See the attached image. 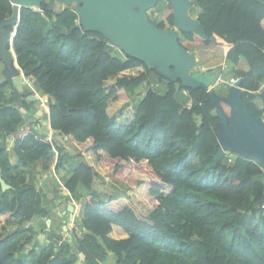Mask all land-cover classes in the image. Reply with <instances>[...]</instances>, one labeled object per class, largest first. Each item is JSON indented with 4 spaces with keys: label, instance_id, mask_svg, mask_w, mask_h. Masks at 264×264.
<instances>
[{
    "label": "trees",
    "instance_id": "trees-1",
    "mask_svg": "<svg viewBox=\"0 0 264 264\" xmlns=\"http://www.w3.org/2000/svg\"><path fill=\"white\" fill-rule=\"evenodd\" d=\"M193 1L198 13L192 14L208 35L229 48L227 62L249 65L235 76L250 110L264 116L256 102L264 84V0ZM12 14L11 1L0 0V21ZM173 21L168 8L157 25L170 29ZM13 37L23 73L48 97V119L59 139L47 141L33 108L28 111L33 102L11 97L0 80V173L12 186L4 192L0 184V264H27L28 254H36L28 246L35 231L27 224L46 218L50 209L35 179L67 165L62 182L73 200H83L81 188L88 192L81 228L87 233L72 239L88 264H99L106 249L117 264H264V170L256 159L228 160L207 89L181 88L175 96L174 83L163 82L102 33L86 31L73 7H23ZM179 41L190 52L213 43L193 32H183ZM153 78L165 90L144 92L130 122L111 115L120 92L134 96ZM110 79L116 83L108 88ZM102 177L126 185L125 195L104 199L94 187ZM65 239H52L33 264H76L80 256H69L71 239Z\"/></svg>",
    "mask_w": 264,
    "mask_h": 264
},
{
    "label": "water",
    "instance_id": "water-1",
    "mask_svg": "<svg viewBox=\"0 0 264 264\" xmlns=\"http://www.w3.org/2000/svg\"><path fill=\"white\" fill-rule=\"evenodd\" d=\"M13 14L0 21V79L8 81L10 88L19 96L25 90V79L13 59L11 45H14L13 33L21 21L23 7L55 9L58 1L72 6L79 16V22L86 31L102 33L125 55L145 62L157 77L166 84L174 83L175 96L181 88L203 87L209 91L211 104L219 117V145L246 158L256 159L264 165V116H256L249 104L242 98L244 89L241 79L230 86L227 95L214 92L218 85V70L192 71L198 64L195 53L188 51L179 41V31L193 32L196 35L217 43L215 36H209L206 27L190 10L192 0H165L173 9V29H164L154 23L149 11L160 0H10ZM8 26H13L9 33ZM15 51V49H14ZM16 54V53H15ZM7 70L4 72L5 66ZM264 103V91L260 94ZM36 102L37 96L30 95ZM230 107L227 114L224 105ZM264 112V106H263ZM0 184L5 192L12 188L0 173ZM264 202V199H263ZM68 211L73 213L74 204L69 203ZM41 235H34L28 245L32 247ZM84 255L81 254V258Z\"/></svg>",
    "mask_w": 264,
    "mask_h": 264
},
{
    "label": "rangeland",
    "instance_id": "rangeland-1",
    "mask_svg": "<svg viewBox=\"0 0 264 264\" xmlns=\"http://www.w3.org/2000/svg\"><path fill=\"white\" fill-rule=\"evenodd\" d=\"M192 2L194 4L193 0H192ZM74 5L75 4H73L72 6H68V5L58 1L57 4H56V8L53 9V10H55V12H60V11H62L64 9H66L67 7H74ZM168 8H169V3L167 1H165V0H160L155 5V7L149 11L150 19L154 23L157 24L158 21L160 20V17L162 16V13H164V11H166ZM34 9L37 10V11H41L38 8H34ZM190 13L191 14L192 13H194V14L198 13V8L194 5L193 8L190 10ZM193 16L196 17V15H193ZM8 32H9V30H8ZM179 35H180V37H182L183 32L179 31ZM222 47L223 46H221V49H224V47L223 48ZM215 48L218 49L219 45L214 43V42L211 43V45L209 47L199 48L198 51L195 52L198 64L192 71H201V70H204V69H206L208 67H212V66L216 65V63H218L219 61H222L223 59H222L221 55L214 56V51L213 50H215ZM204 64H205V66H203ZM245 65L248 66V64L246 62H245ZM218 68H220V70L224 69L223 67L222 68L218 67ZM225 69H226V71H225L226 73H225V75H223V78L225 80L229 79L230 76L237 74V71L234 70V67L230 63H228V65H227V67ZM136 72L137 71L135 70V73ZM153 81H154V83L152 85L140 87L136 91L134 96H133V94L131 95V94H127L125 92H120L119 101L117 103L114 102V103L111 104V110H110L111 115L116 114L118 116L119 122H121V123L130 122V120H132L134 118L136 105L140 102V98L144 95V92H146L149 88H152V87H154V88L160 87V89L165 90V86L162 83H156V78L155 79L153 78ZM115 83H116L115 79H110L109 81L106 82V87L110 88ZM231 85H233V83ZM24 86H25V90L30 95L35 96L36 93L38 95H40L36 91V89L34 88V86L32 84H31V86L29 84H25ZM229 89H230V85H228L226 83H222V84L217 85L215 87V91L214 92H216L217 94L225 96V95L228 94ZM263 91H264V84H263L262 88L260 89V91H258L257 96H256V102H257L258 106L261 109H263V106H264L263 99L260 96V94ZM40 96H43V95H40ZM34 103L35 104H33L30 108H28V111H29V113H31L30 109L33 108L31 114H33L32 117H34V114H35V116L37 118L36 125H37L38 131L43 132V133H45V132L47 133L48 132L49 135L52 134V138L54 137V140H56V138L59 139V136H57V134L55 132H53L51 127H50V122H49V119H48L49 114L46 113L45 109L42 107L40 100L37 99L36 102L34 101ZM48 133H47V137H48ZM7 140H8V143H7L8 147L11 149L12 146L14 145L12 143H14L15 140H14V138L11 135H9V137H7ZM63 140L66 141V139H63ZM68 148H69V150L72 153L76 152V149L74 147H72L71 144L68 146ZM10 158H11V162L12 163L15 164L17 162V160L14 157V155H12ZM192 159H193L194 162H196V163L198 162V159L196 157L192 156ZM31 169H34L33 166H31ZM69 170H70L69 166L67 165L66 170L64 169L62 172L68 175ZM62 172H59V171L58 172H54L53 168L49 172L50 176L53 177L51 179L52 182H53V185L56 186L58 189L61 188V187L59 186V182H58V179L55 176V174L57 173L60 176V178L62 179L63 178ZM31 173H35V176L37 175V172L35 170H32ZM43 177H45V175ZM43 177L41 178L39 176V177H37L35 179L36 181L34 182V185H35V187L38 190H39V186H40V179H43ZM61 181H63V179ZM94 187L98 191H100L102 193V197L104 199H108L110 197H116V198L117 197H122V196L125 195V190H126L125 187L127 188V186L124 185L123 183H121L119 181L111 180L109 177H102V178L98 179L96 181ZM61 190H63V189H61ZM61 190L60 191H55V196H56V198H55L56 200L55 201H56L57 205L55 203L53 209L51 208V206L50 207L48 206L49 209H50V215H52L54 212H56V210H57L56 208L59 207L58 204L60 202H62V199H63L62 193L63 192ZM81 192L83 193L84 198H83L82 201H80V203L83 205L85 200H86V198H87L88 192H87L86 188H81ZM67 198L70 201L68 196H67ZM49 202H51V200H49ZM263 208H264V204H263ZM61 209H65V204H64V206H62ZM80 216L81 215L79 214V217ZM75 221H76V219H75ZM21 228H24V226H22ZM12 229L13 228H11L10 230H12ZM66 233H67L66 231H63V234L57 235V238L61 239ZM76 235H78V234L76 232H74L73 233V237H76ZM65 240H67V239H65Z\"/></svg>",
    "mask_w": 264,
    "mask_h": 264
},
{
    "label": "crops",
    "instance_id": "crops-1",
    "mask_svg": "<svg viewBox=\"0 0 264 264\" xmlns=\"http://www.w3.org/2000/svg\"><path fill=\"white\" fill-rule=\"evenodd\" d=\"M196 17H198V15H196ZM218 45H219V48L218 49L215 48V50H213L214 56L221 55L223 60L219 61L218 63H216V65H214L212 67H208L207 69L218 70L219 72L221 71L219 74L221 81H224L226 84L231 86V84H229L228 82L231 81L232 79H238V77H236L235 75H232L227 80H225L223 78V75H225V73H226L225 68L227 67V65L229 63L226 60V56H227V53L229 51V48L224 47V49H221V45L220 44H218ZM197 51H198V49H196L192 52L195 53ZM203 66H205V64ZM218 67H221V68L223 67L225 70L224 69L220 70V68H218ZM236 69H243V70L247 71V70H249V65L248 66L245 65V61H243L238 66L234 67V70H236ZM142 98H143V96L140 98V100ZM50 127H51V125H50ZM47 175H48L47 177L45 176V177H43V179H40L39 190L42 191L44 194H46L48 196V199L51 200V202H49L48 206L49 207L51 206V208L53 209V207L56 203L55 191H60L61 188L58 189L56 186L53 185V182L51 180L53 177L50 176V173ZM56 175L61 180L60 176L57 173H56ZM65 175H67V174L62 172V176H65ZM125 189H126V187H125ZM61 191L63 192L62 193L63 199H62V202H60L58 204L59 207L56 208L57 209L56 212H54L52 215H48L46 218H41V217L34 218L31 222V225H29V227L31 226L33 228V230L35 231V235H41V237L36 240L35 245L32 247H29V249L33 250L38 255V254L42 253L46 248H48L49 244L52 242V239L56 238L57 235H59V234H63V231H66L67 233L61 238V240L65 241V238L71 239L72 251H71L69 256H71L73 253H75V255L80 256V259L76 264H88L87 260H86V255L84 254V252H82L79 249L78 246L75 245V242L72 240L73 239V233L75 232V230L72 229L73 225L75 224L79 228L83 227L82 217H83V206L84 205H82L80 202L76 201V204L73 203L74 204V211H73V213H70L68 211V206H69V203L71 201L68 200V198H67L68 195H67L66 191L65 190H61ZM64 204H65V209H61L62 206H64ZM56 205H57V203H56ZM73 214H74L75 219H76L75 223H73V221L71 219ZM79 214L81 215L80 217H79ZM27 226H28V224H27ZM11 228H14V227H11ZM100 243L102 245H104L102 241H100ZM36 254H34L33 256L28 254L27 264H33L34 263V256ZM81 254L84 255L83 258H81ZM98 261H99V264H117L116 255L114 254V252H111L107 249H106V252L104 254H102V257L98 258Z\"/></svg>",
    "mask_w": 264,
    "mask_h": 264
},
{
    "label": "built area",
    "instance_id": "built-area-1",
    "mask_svg": "<svg viewBox=\"0 0 264 264\" xmlns=\"http://www.w3.org/2000/svg\"><path fill=\"white\" fill-rule=\"evenodd\" d=\"M171 29H173V27L171 28ZM11 50H12V55H13V59L15 60V62H16V60H17V56H16V54H15V51H14V45L12 44L11 45ZM16 65L18 66V68L20 69V71L23 73V71H22V69H21V67L16 63ZM209 69H204V70H201V71H203V72H206V71H208ZM23 76H24V79H25V84H29L30 86H31V82L29 81V79H27V77L25 76V74L23 73ZM236 80L237 79H232L231 81H229L228 83L229 84H234L235 82H236ZM221 83H225L224 81H221V79L219 78V81H218V84H221ZM24 84V85H25ZM217 85H215V86H213V87H216ZM212 89H214V88H212ZM208 91V90H207ZM209 92V91H208ZM36 96H37V98L40 100V102H41V105H42V107L45 109V111H46V106H48V97L47 98H44V96H40V95H38L37 93H36ZM46 113H48L49 114V112H46ZM46 133V132H45ZM48 133V132H47ZM46 133V134H47ZM53 139H54V137L52 138V134L51 135H49V133H48V137H46V140L47 141H50V142H53ZM12 144H14V143H12ZM8 149H10L9 147H8ZM224 149V148H223ZM225 150V152H226V154H227V156H228V160L230 161V162H232L233 161V159H234V157L235 156H240V155H238V154H236V153H234V152H231V151H228V150H226V149H224ZM54 151H55V153H56V157H58V155H59V151H58V149L54 146ZM259 162V161H258ZM260 163V162H259ZM261 167H262V169L264 170V165L261 163ZM53 170H54V172H55V166L53 167ZM55 176L57 177V175L55 174ZM57 179H58V182H59V186L61 187V189H63V190H65L66 191V193H67V195L68 196H70L71 198H72V195H71V193H70V191L65 187V185L63 184V182L57 177ZM72 202L74 203V204H76V201L75 200H73V198H72ZM72 221H73V223H75V216H74V214H73V216H72ZM29 225H31V223L30 224H28V226ZM72 229L73 230H75V232L78 234V236H80V237H84V235L87 233V230H85V229H81V228H79L78 226H76L75 224L73 225V227H72Z\"/></svg>",
    "mask_w": 264,
    "mask_h": 264
},
{
    "label": "flooded vegetation",
    "instance_id": "flooded-vegetation-1",
    "mask_svg": "<svg viewBox=\"0 0 264 264\" xmlns=\"http://www.w3.org/2000/svg\"><path fill=\"white\" fill-rule=\"evenodd\" d=\"M6 70H7V65L5 66L4 72H5ZM0 80H1L2 83H7V85H8L7 90H8V93H9V95H10L11 97H13V98H19V99L21 100L22 103H23V101L26 100V99H29V100H30V98H29L30 94H29L26 90H24V93H25V94H23L22 96H19V95H17L16 93H14L13 90L10 88L8 81H5V80H3V79H0ZM30 101H31V100H30ZM33 104H35V103L33 102L31 105H33Z\"/></svg>",
    "mask_w": 264,
    "mask_h": 264
},
{
    "label": "bare ground",
    "instance_id": "bare-ground-1",
    "mask_svg": "<svg viewBox=\"0 0 264 264\" xmlns=\"http://www.w3.org/2000/svg\"><path fill=\"white\" fill-rule=\"evenodd\" d=\"M44 98H46L45 96H44ZM48 111V106H46V112Z\"/></svg>",
    "mask_w": 264,
    "mask_h": 264
},
{
    "label": "clouds",
    "instance_id": "clouds-1",
    "mask_svg": "<svg viewBox=\"0 0 264 264\" xmlns=\"http://www.w3.org/2000/svg\"><path fill=\"white\" fill-rule=\"evenodd\" d=\"M209 70H211V69H209ZM222 84V83H221ZM218 85H220V84H218ZM214 89H215V87H214ZM50 112V111H49ZM72 202V201H71Z\"/></svg>",
    "mask_w": 264,
    "mask_h": 264
}]
</instances>
